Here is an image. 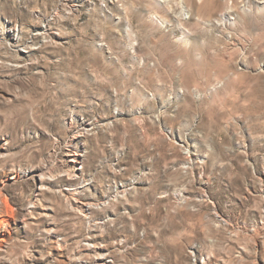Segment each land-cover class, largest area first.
<instances>
[{"label": "rangeland", "instance_id": "obj_1", "mask_svg": "<svg viewBox=\"0 0 264 264\" xmlns=\"http://www.w3.org/2000/svg\"><path fill=\"white\" fill-rule=\"evenodd\" d=\"M0 23L33 46L0 44V264H264V0H0Z\"/></svg>", "mask_w": 264, "mask_h": 264}, {"label": "bare ground", "instance_id": "obj_2", "mask_svg": "<svg viewBox=\"0 0 264 264\" xmlns=\"http://www.w3.org/2000/svg\"><path fill=\"white\" fill-rule=\"evenodd\" d=\"M160 2H162L163 0H159ZM214 3V2H212ZM184 4V3H183ZM186 5H182V13L186 15V13L188 14V11L185 9ZM228 16H224L223 20L229 21L228 20ZM43 31V27L41 29H38L35 31V33H37L38 35H40ZM20 30L17 28H13L12 26H6L2 28L1 23H0V44H4L6 43L8 46L14 48L16 50L17 53H20L21 55L24 56H28L31 54V51L33 50V46H28L27 44L25 45H21V42L23 41L22 38V34L19 33ZM33 52V51H32ZM79 136V135H78ZM82 137V136H81ZM77 136H74L72 139V143L74 142V139H76ZM77 155L78 153H74V154H69L66 155L67 157H70L71 159L67 158L66 160H64V166H65V173L66 175L70 178H74V177H79V171L80 168L78 167V159H77ZM84 205L81 204L80 205V210L81 212L83 211V214L85 212V208L83 209ZM86 215V214H85ZM100 259V260H99ZM101 259L103 258H98L97 264H104L103 260L101 261Z\"/></svg>", "mask_w": 264, "mask_h": 264}]
</instances>
